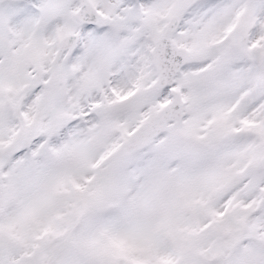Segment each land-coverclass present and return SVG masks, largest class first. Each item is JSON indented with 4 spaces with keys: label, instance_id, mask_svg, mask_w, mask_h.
I'll return each mask as SVG.
<instances>
[{
    "label": "snow or ice",
    "instance_id": "obj_1",
    "mask_svg": "<svg viewBox=\"0 0 264 264\" xmlns=\"http://www.w3.org/2000/svg\"><path fill=\"white\" fill-rule=\"evenodd\" d=\"M0 264H264V0H0Z\"/></svg>",
    "mask_w": 264,
    "mask_h": 264
}]
</instances>
